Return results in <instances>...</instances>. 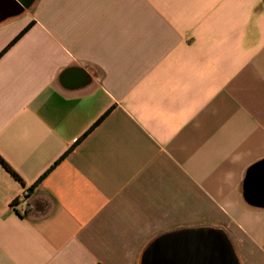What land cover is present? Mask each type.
Wrapping results in <instances>:
<instances>
[{"label": "crops", "instance_id": "1", "mask_svg": "<svg viewBox=\"0 0 264 264\" xmlns=\"http://www.w3.org/2000/svg\"><path fill=\"white\" fill-rule=\"evenodd\" d=\"M25 1L0 22V264H140L199 227L264 264V0Z\"/></svg>", "mask_w": 264, "mask_h": 264}, {"label": "water", "instance_id": "2", "mask_svg": "<svg viewBox=\"0 0 264 264\" xmlns=\"http://www.w3.org/2000/svg\"><path fill=\"white\" fill-rule=\"evenodd\" d=\"M25 0H0V22L23 13ZM140 264H241L228 234L199 227L164 233L144 250Z\"/></svg>", "mask_w": 264, "mask_h": 264}, {"label": "trees", "instance_id": "3", "mask_svg": "<svg viewBox=\"0 0 264 264\" xmlns=\"http://www.w3.org/2000/svg\"><path fill=\"white\" fill-rule=\"evenodd\" d=\"M31 27V25H29L27 28H25L18 36H17V38L9 45V47L8 48H10L12 45H14L28 30H29V28ZM7 48V49H8ZM6 49V50H7ZM5 50V51H6ZM4 51V52H5ZM3 52V53H4ZM0 163L14 176V177H17L10 169H9V167L1 160V158H0Z\"/></svg>", "mask_w": 264, "mask_h": 264}, {"label": "built area", "instance_id": "4", "mask_svg": "<svg viewBox=\"0 0 264 264\" xmlns=\"http://www.w3.org/2000/svg\"><path fill=\"white\" fill-rule=\"evenodd\" d=\"M28 191H23V193L20 195L19 199L23 200L26 199L28 197Z\"/></svg>", "mask_w": 264, "mask_h": 264}]
</instances>
